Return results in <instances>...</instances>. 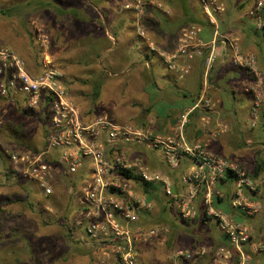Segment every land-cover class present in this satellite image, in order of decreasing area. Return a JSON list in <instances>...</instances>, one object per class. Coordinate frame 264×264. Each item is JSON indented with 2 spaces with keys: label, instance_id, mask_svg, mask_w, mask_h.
<instances>
[{
  "label": "built area",
  "instance_id": "built-area-1",
  "mask_svg": "<svg viewBox=\"0 0 264 264\" xmlns=\"http://www.w3.org/2000/svg\"><path fill=\"white\" fill-rule=\"evenodd\" d=\"M194 1L213 27L215 41L220 39L226 47L230 46L235 50V63L258 75L254 56L237 54L236 40L221 34L219 20L227 11L223 0ZM142 2L135 0L134 5L127 4L124 9L138 13ZM246 15L258 31L264 32V0H253ZM136 33L147 44L150 54L157 52L139 20ZM36 35L41 52L38 74L32 73L27 62L0 41V100L13 102L26 114L39 113L47 129L41 150L8 155L12 178L34 184L49 204L62 192L60 188L65 189L67 200L63 210L80 214L69 223V218H65V227L83 231V237L89 240L97 254L96 264H109L112 258L117 264H140L139 247L166 241L170 233L166 226L144 230L137 226L140 212L152 208L141 198L140 190L155 185L163 189L172 210L182 220L194 221L200 217L217 224L226 245L211 252L208 264H254V256L264 252V244L254 239L248 225L218 210L216 201L223 196L219 184L230 179L234 182L232 209L253 217L263 209L252 197L264 180L255 181L243 164L218 156L202 139L191 141L188 138L187 129L197 112L204 127L211 124L215 109L207 95L208 86L164 135L148 125L119 122L105 112L88 119L73 98L62 72L55 66L45 36L38 29ZM210 45L200 37L198 26H190L183 31L178 51L168 59L163 57L164 63L178 80H184L192 71L191 64L203 57L205 48ZM252 113L257 121L264 120V98H255ZM2 125L0 119V127ZM224 133V125L217 126L209 134L204 132L209 140ZM133 148L160 154L171 171L185 165L180 176V190L175 191L170 176L151 169L138 155H131ZM199 198L202 209L197 206ZM206 254V249L179 252L174 255L173 264H199Z\"/></svg>",
  "mask_w": 264,
  "mask_h": 264
},
{
  "label": "rangeland",
  "instance_id": "rangeland-1",
  "mask_svg": "<svg viewBox=\"0 0 264 264\" xmlns=\"http://www.w3.org/2000/svg\"><path fill=\"white\" fill-rule=\"evenodd\" d=\"M44 1L0 0V41L12 50L26 48L29 57L14 51L27 62L32 73L38 74L41 52L37 45L36 30H40L47 40L55 66L62 72L73 98L83 110L93 109L95 114L108 112L122 123H143L149 117L145 112L149 105L140 99L144 90L139 81L144 79L145 82H152L153 77L160 81V78L158 74H148V68L139 69L145 64V51L142 52V49L130 51L116 47L115 51L108 53L105 52L107 41L101 45L96 43V33L105 34L109 29L111 22L105 15L114 10L113 5L110 6L111 10L106 7L105 11L102 0H62L63 5L58 11L56 4L49 6L43 4ZM134 2L129 0L127 4L134 5ZM160 3L159 0H143L141 10L137 13L125 10L127 4L120 2L115 5L114 12L126 13L132 18H129L128 30L136 32V21L139 20L148 31L155 17L172 14V10ZM192 6L194 10L199 7L195 1ZM149 21L150 25H147ZM91 34H95L91 38L93 42ZM158 65L166 74L163 64L158 61ZM99 85L101 91L96 97ZM0 119L3 121L0 127V154L3 155V158L0 156V264H96L97 254L89 240L83 237V231L73 229L68 233L65 227V218H69V223L73 218L80 217L79 213L70 214L63 210L67 200L65 189L60 188L62 192L53 198L56 205L51 200L49 204L40 196L34 184L15 180L11 176L8 155L12 152L41 150L44 146L42 129L45 121L39 113L26 114L21 107L4 100H0ZM147 153L151 160L160 164L159 171L163 172L167 168L160 154L154 151ZM237 153V150L231 149L225 157L229 161H236L239 160ZM170 215L171 220L179 219V223L182 220L174 210L170 211ZM207 224L213 236L221 239L223 235L217 224L214 221L205 226ZM165 225L170 228V235L175 234L174 240L178 237L175 248H189L188 242L184 240L185 234L190 233L188 230L177 227V231H180L176 234L172 224ZM167 237L170 239L169 235ZM171 247L172 243L168 240L158 250L146 247L139 254L151 264L157 260L161 264H173ZM117 263L115 258L109 261V264Z\"/></svg>",
  "mask_w": 264,
  "mask_h": 264
},
{
  "label": "crops",
  "instance_id": "crops-1",
  "mask_svg": "<svg viewBox=\"0 0 264 264\" xmlns=\"http://www.w3.org/2000/svg\"><path fill=\"white\" fill-rule=\"evenodd\" d=\"M159 1L161 2L160 4H165L166 9L172 10V14L170 16L164 15L165 17H155L153 19L154 23L151 25L152 27H148L149 30H146L150 39L155 43L157 50V52L152 54H150L147 44L139 38H136L138 37L136 32L132 31V29H127L129 20L132 18L126 13L120 14L114 12L116 9L115 5L120 4V2L127 4L129 0L101 1L105 7V11L106 7L108 10H111L110 6L112 5L114 10H112L113 13L108 11L107 15H105V17H108V21L111 22L109 29L105 31V34L96 33L98 39L95 41H107L108 47L105 52L108 53L115 51L114 49L116 47H123L130 51L142 49V52L145 51V58L143 57L145 64L143 66L141 65L139 69L143 67L146 70L148 68V74L154 76L158 74L160 78V81H158L153 77L152 82H145L144 79V81L140 79L139 85H143L144 90L141 93L140 99L147 101L146 103L149 105V108H146L145 112L149 117L144 122L141 121L143 123L134 125H148L155 132L162 135L166 134L176 124L179 116L186 109L192 107L205 93L206 86H208L207 95L214 104L215 109L214 113L211 114V124L204 127L200 120V114L197 112L192 117L187 129L188 138L191 141L202 139L210 145L211 151L226 160H229L225 156L231 149L237 150L239 160L235 162L243 164L251 172L255 181L264 180V120L259 118L257 121L252 113L255 98H264V32L258 31L254 22L247 18L246 9L249 6L248 1L223 0L224 3L226 2L227 11L220 17V31L223 36H228L230 39L236 40L238 43L237 54L254 56L258 75L253 74L251 71L235 63V50L230 46L226 47L221 43L220 39L215 41L214 29L204 15V20H199V22L191 24L193 23V19L190 16L184 14L179 7H172L177 1L180 2L181 0ZM96 2L100 3L98 1ZM189 3L192 6L194 0H190ZM43 4L49 6L56 4V10L60 11L63 2L62 0H45ZM103 6L101 8H104ZM68 7L76 8L75 6ZM147 25H150V21ZM193 25L198 26L199 34L203 41L211 45L205 48L203 57L197 58L191 64V73L184 80H178L175 74L168 70L164 63V58L168 59L169 56L178 51L183 31ZM92 36H95V34H91L90 39ZM91 42H93L92 39ZM212 48L214 60L211 62L209 58ZM14 50L21 54L25 53L27 55L29 53L26 48L23 50L14 48ZM27 57L29 56L27 55ZM158 61L166 68V74L161 71ZM138 65L140 64H136L135 66ZM76 103L79 106L77 101ZM80 109L83 116L88 119H94L99 115L95 114L93 109L88 111L83 110L81 107ZM219 125L226 126V133L216 139L209 140L207 134L211 133ZM204 132L207 134L205 135ZM131 155H138L151 169L159 171L160 164L151 160L147 151L144 149L133 148ZM185 169L186 166L184 165L176 171H171L167 167L164 168L163 172H159L170 176L174 182V189L178 192L180 190V176ZM218 188L223 196L218 199L216 208L229 214L236 221L248 225L254 239L264 244V184L260 185L258 193L252 197V201L260 202L263 205L262 211L253 217L242 215L232 209L231 198L234 190L232 180H225L219 184ZM140 193L141 198L152 208L151 210H143L140 212V220L137 226L140 228L147 227L145 229L166 226L164 223L158 224L161 219V211L167 209L165 206L167 198L164 195L163 189L155 185L149 188H142ZM197 206L199 209H202L201 198L197 200ZM155 212L159 214L154 215ZM205 223L208 222L204 221L201 225H206ZM181 225L185 227L184 224ZM201 225L198 224V226ZM166 227L170 229L168 226ZM186 230L190 232L185 234L184 239L188 242L189 248L186 247L183 250L175 248L177 242H179L176 236V239L172 243L170 258L172 256L171 259L173 261L174 255L179 252L206 249L207 254L199 260V264H208L214 239L210 238L208 234L205 235L204 233L196 231L193 227L188 226ZM165 240L168 241L169 237ZM219 240L222 243L226 242L223 236ZM164 243L165 241H160L151 245L144 244L142 247H139L138 259L140 264H151L146 262L143 256L139 254L141 249L147 247V249L153 248V250H158ZM153 263L161 264L158 260ZM253 263L264 264V252L255 255Z\"/></svg>",
  "mask_w": 264,
  "mask_h": 264
},
{
  "label": "trees",
  "instance_id": "trees-1",
  "mask_svg": "<svg viewBox=\"0 0 264 264\" xmlns=\"http://www.w3.org/2000/svg\"><path fill=\"white\" fill-rule=\"evenodd\" d=\"M180 1V0H179ZM188 1V2H187ZM189 1L190 0H181L180 2H178L177 1V3H175L172 7H175V6H177V7H179L180 9H181V11H183L184 12V14H187L188 16H190L192 19H193V23H191V24H194V23H197V22H199V20H204L205 18H204V16H203V13H202V11H201V9H200V7H198V8H196L195 10H194V8L191 6V4L189 3ZM248 1V2H247ZM246 2L247 3H252V1L253 0H247ZM99 41L100 40H98V43H99ZM103 41L104 40H101L100 41V43L98 44V45H101V43H103ZM105 42V41H104ZM99 55V54H98ZM100 91H101V88H100V85L96 88V92H95V95H96V97H99V95H100ZM46 134H47V129L46 128H44L43 129V136H46ZM0 156L3 158V155L2 154H0ZM53 200V199H52ZM51 200V201H52ZM50 201V202H51ZM218 201V200H217ZM217 201H216V204H217ZM52 203H54L53 201H52ZM55 204V203H54ZM56 205V204H55ZM165 206L167 207V209H163L162 210V213H160V217H161V219H160V222H158V224L159 223H164V224H172L173 226H174V230H175V233L177 232V230L178 229H176L178 226V228L180 229V230H186V228L189 226V227H193V228H195V230L196 231H199L200 233H204L205 235L206 234H208L209 236H210V238H212V239H214L213 241H214V245H213V247H212V252H214L215 250H217V249H219L220 247H222V246H225L226 245V242L225 243H222L219 239L220 238H217V242H216V237L215 236H213V232H211V229L210 228H208V226H205L204 224V226L203 225H201L202 224V222H206V220H204V219H201L200 217L199 218H197L196 220H194L193 221V223H191V224H189L188 222H191V221H183V220H181L180 221V223L178 222V220H176V221H174V220H171L170 219V217H171V215H170V211L172 210V207H171V202L168 200V199H166V201H165ZM54 208V207H53ZM61 210H62V208H61ZM170 215V216H169ZM181 223L182 224H184L185 225V227L183 226V225H181ZM195 224H197V226H195ZM198 224H200L201 226H198ZM68 229V233H71L72 232V229L71 228H67ZM69 236H71V234H68ZM169 236H170V239H169V243L171 244V243H173V238H175V234L173 233V234H169ZM224 237V236H223ZM222 239V238H221ZM225 239V238H224ZM211 259H212V255H211V257H210V261H211Z\"/></svg>",
  "mask_w": 264,
  "mask_h": 264
}]
</instances>
